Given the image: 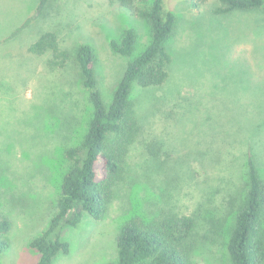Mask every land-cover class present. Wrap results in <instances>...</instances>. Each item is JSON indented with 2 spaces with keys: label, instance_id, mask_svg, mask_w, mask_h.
Here are the masks:
<instances>
[{
  "label": "rangeland",
  "instance_id": "obj_1",
  "mask_svg": "<svg viewBox=\"0 0 264 264\" xmlns=\"http://www.w3.org/2000/svg\"><path fill=\"white\" fill-rule=\"evenodd\" d=\"M151 2L136 7L145 10ZM38 4L0 0V216L11 222L0 264L37 262L30 244L47 228L73 165L65 150L78 146L86 132L93 108L73 60L76 48L93 49L98 88L108 104L127 62L151 41L147 21L117 0H55L45 22L9 41ZM162 4L176 19L164 44L169 77L159 87L133 88L140 132L127 171L102 219L85 216L62 230L69 252L57 254L52 264L113 263L124 224L147 225L171 215H195L199 222L192 264H230L228 236L248 183L249 142L239 134L237 113L255 101L264 106V6L215 15L218 0L198 8L189 0ZM127 28L137 37L131 58L110 47ZM45 31L54 32L59 49L69 53L64 66L49 63L51 52L28 53ZM251 141L264 162V122Z\"/></svg>",
  "mask_w": 264,
  "mask_h": 264
},
{
  "label": "trees",
  "instance_id": "obj_2",
  "mask_svg": "<svg viewBox=\"0 0 264 264\" xmlns=\"http://www.w3.org/2000/svg\"><path fill=\"white\" fill-rule=\"evenodd\" d=\"M54 1L39 0L35 14L17 28L8 40L11 41L32 26L45 22ZM117 1L122 8L147 21L151 41L141 54L127 62L108 104L104 102L98 88L93 49L87 44L76 48L73 60L79 68L82 87L93 109L80 144L65 150L66 158L73 165L62 179L60 196L47 228L30 244L39 255L35 264H52L57 254L69 252V244L62 240V230L65 227H77L85 216L94 220L103 218L114 197L115 186L127 171V156L140 132L131 99L133 88L159 87L169 77L170 56L164 44L175 27L174 14L164 11L162 0ZM149 1H152L151 5L145 10L136 7L137 2ZM189 1L194 8L208 2ZM218 1L222 6L213 11L215 15L260 9L264 6L263 0ZM136 40L135 31L127 28L119 40H111L110 47L116 54L131 58ZM27 51L37 57L51 52L54 55V60L49 62L52 66H64L70 59L68 52L59 49L54 32H42ZM237 114L238 123L241 124L239 134L244 137L242 140L249 142L245 152L248 183L243 201L234 216L227 241V253L230 264H264V175L260 172L264 162L257 157V143L251 141L256 128L264 122V106L255 101L249 105V109H242ZM198 227L195 215H171L163 221L147 225L135 222L124 224L116 238L117 260L108 264H192L194 243L191 239L195 240ZM10 229V220L0 216V254L8 247L4 237Z\"/></svg>",
  "mask_w": 264,
  "mask_h": 264
}]
</instances>
